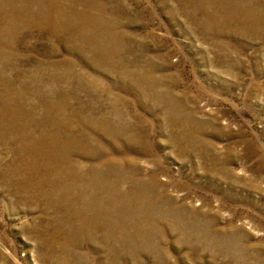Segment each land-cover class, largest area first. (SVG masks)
<instances>
[{"label":"rangeland","instance_id":"1","mask_svg":"<svg viewBox=\"0 0 264 264\" xmlns=\"http://www.w3.org/2000/svg\"><path fill=\"white\" fill-rule=\"evenodd\" d=\"M0 264H264V0H0Z\"/></svg>","mask_w":264,"mask_h":264},{"label":"bare ground","instance_id":"2","mask_svg":"<svg viewBox=\"0 0 264 264\" xmlns=\"http://www.w3.org/2000/svg\"><path fill=\"white\" fill-rule=\"evenodd\" d=\"M59 148V147H58Z\"/></svg>","mask_w":264,"mask_h":264}]
</instances>
